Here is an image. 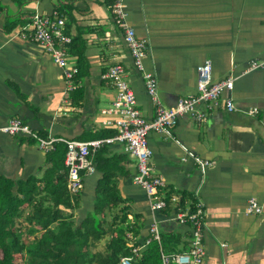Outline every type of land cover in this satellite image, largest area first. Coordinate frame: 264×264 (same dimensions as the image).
<instances>
[{
  "label": "crops",
  "instance_id": "0c3cea01",
  "mask_svg": "<svg viewBox=\"0 0 264 264\" xmlns=\"http://www.w3.org/2000/svg\"><path fill=\"white\" fill-rule=\"evenodd\" d=\"M124 1L128 23L147 40L144 64L156 75L165 106L197 92V66L205 59L211 61L212 79L235 76L233 88L223 92L219 104L196 105L205 111L200 119L185 113L169 128L170 134L150 130V161L153 173L164 177L161 193L180 195L182 208L198 188L206 208L201 264H264V69L242 73L249 59L264 57V0ZM111 2L0 0V126L17 117L42 136L90 139L101 137L105 128L115 132V127L101 124V109L116 94L104 75L114 62L124 65L144 117H154L143 74L133 65L123 31L113 20ZM35 12L62 17L64 31L75 38L73 48L83 51L81 74L74 76L71 87L63 67L32 38ZM71 43L65 45V67L78 60V53H69ZM229 94L234 102L231 111L223 103ZM252 107L258 111L250 113ZM97 149L114 163L119 191L131 206L127 217L140 215L138 238L147 237L148 226L155 221L172 240L170 253L187 249L190 223H180L172 205L150 207L146 192L132 179L136 157L118 141ZM96 150L91 154L95 171L83 175L79 217L92 207L102 174L94 161ZM194 156L212 163L202 171ZM45 159L46 152L35 139L0 130V181L41 176ZM250 196L261 203V212H247Z\"/></svg>",
  "mask_w": 264,
  "mask_h": 264
},
{
  "label": "built area",
  "instance_id": "2783aa9c",
  "mask_svg": "<svg viewBox=\"0 0 264 264\" xmlns=\"http://www.w3.org/2000/svg\"><path fill=\"white\" fill-rule=\"evenodd\" d=\"M111 11L114 22L123 31L134 67L143 74L145 90L154 105V117L151 119L144 117L137 107L135 91L125 78L124 65L121 62H114L107 68L104 75L111 80L116 88V94L111 104L101 109V124L115 127L116 131L113 134L90 139L67 138L56 135L42 136L33 130L28 123L17 117H13L1 125L0 130L10 134L23 133L35 139L44 152L55 149L57 143L63 142L65 144L64 163L67 167L66 186L73 194L82 190L83 175L95 171L91 154L104 143L121 142L124 149L136 157V172L132 179L146 192L150 207L162 209L172 205L177 209L176 219L180 223L188 222L191 225L189 247L173 253L161 250V264H171V261H175L177 264H201L205 256L203 243L206 225L205 204L198 196V188L193 193L194 199L188 201L187 204L185 203L184 208L181 207L182 198L180 195L161 193L160 189L165 184V180L163 176L156 175L152 171L150 161L152 149L148 144L147 135L150 130L164 131L170 134L169 128L174 126L177 117L181 114L190 113L196 119L203 117L205 111L198 110L196 105L204 102L206 108H209L219 104L223 92L233 88L235 76L229 74L221 79H212L211 61L205 59L197 66V92L180 96L174 105L165 106L159 96L158 79L154 72L147 69L144 64L148 50L147 40L138 37L134 27L128 23L125 1L112 0ZM31 25L33 28L32 38L44 46L51 54L54 62L63 67L66 81L71 87L72 79L78 68L75 64L65 67L68 63L65 45L70 42L71 37L64 31V19L58 15L50 17L35 12L31 16ZM257 69H264V57L249 59L242 73ZM223 103L229 111L234 108L230 94L224 97ZM257 111V107L249 109L250 113ZM182 148L187 150L184 145ZM189 154L191 153L189 152ZM194 159L202 171L212 163L209 159H202L198 156H194ZM246 210L252 213L261 212V203L256 197L250 196ZM127 238V244L130 247L129 253L120 256V264H136L135 257L152 239L160 243V229L157 222L152 221L148 226V236L142 241L135 242L136 236L131 232H127Z\"/></svg>",
  "mask_w": 264,
  "mask_h": 264
},
{
  "label": "trees",
  "instance_id": "16d2710c",
  "mask_svg": "<svg viewBox=\"0 0 264 264\" xmlns=\"http://www.w3.org/2000/svg\"><path fill=\"white\" fill-rule=\"evenodd\" d=\"M71 40L68 50L78 53L75 75H80L83 51L75 50V38ZM113 132L105 128L100 136ZM96 151L94 161L102 174L92 207L80 217L81 193L73 194L66 186L63 142L46 152L41 176L0 181V264H120V256L130 249L127 232L136 236L135 242L143 240L138 238L140 215L127 217L131 206L119 191L113 161ZM165 234L160 230V243L152 239L135 263L161 264V250L169 252L172 246Z\"/></svg>",
  "mask_w": 264,
  "mask_h": 264
},
{
  "label": "rangeland",
  "instance_id": "374dc122",
  "mask_svg": "<svg viewBox=\"0 0 264 264\" xmlns=\"http://www.w3.org/2000/svg\"><path fill=\"white\" fill-rule=\"evenodd\" d=\"M103 246V241H101L99 244H98V248H102Z\"/></svg>",
  "mask_w": 264,
  "mask_h": 264
}]
</instances>
